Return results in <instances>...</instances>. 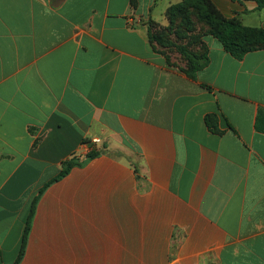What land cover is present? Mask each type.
I'll use <instances>...</instances> for the list:
<instances>
[{"label":"crops","instance_id":"obj_1","mask_svg":"<svg viewBox=\"0 0 264 264\" xmlns=\"http://www.w3.org/2000/svg\"><path fill=\"white\" fill-rule=\"evenodd\" d=\"M211 1L264 29L255 1ZM181 2L0 0V264L42 190L20 264H264V48L207 34L189 78L150 40Z\"/></svg>","mask_w":264,"mask_h":264},{"label":"trees","instance_id":"obj_2","mask_svg":"<svg viewBox=\"0 0 264 264\" xmlns=\"http://www.w3.org/2000/svg\"><path fill=\"white\" fill-rule=\"evenodd\" d=\"M245 1V0H233ZM258 5V9H264V0H252ZM197 15L199 24L192 22V15ZM169 19V27L166 29H158L150 32V40L162 47H171L175 49L187 62L188 69L185 70L186 75L191 79H196L197 74L207 67L210 58L207 52L199 53L194 48L201 43L202 37L210 34L218 39L224 50L234 58L241 60L250 52L264 48V29L244 26L238 19H226L211 0H183L179 4L172 5L167 12ZM182 17L183 23L176 25V20ZM153 30L156 27L152 28ZM176 30V34H186L181 43L173 41L168 37H164L166 32ZM180 37V36H179ZM216 117L209 116L207 123L212 126V122ZM256 128L264 132V110H261L257 117ZM98 152H91L87 160L95 158ZM84 161L71 158L62 164L61 173L47 186L67 176L75 167L83 166ZM46 186V187H47ZM45 187V188H46ZM43 190L40 192L33 202L29 218L23 234L21 249L15 264H20L23 260L29 235L32 228V222L35 216V208Z\"/></svg>","mask_w":264,"mask_h":264},{"label":"rangeland","instance_id":"obj_3","mask_svg":"<svg viewBox=\"0 0 264 264\" xmlns=\"http://www.w3.org/2000/svg\"><path fill=\"white\" fill-rule=\"evenodd\" d=\"M192 22H194V24H196V25H198L199 24V21H198V18H197V15H195V14H193L192 15ZM181 23H183V21H182V17L181 18H178L177 20H176V25H179V24H181ZM156 30H157V28L154 30L155 32H156ZM176 30H174V32H173V30H170L169 32H166V35L164 36V37H168V38H170L171 40H173V41H178V42H182V41H184L183 40V37L185 38V37H187V35L185 34H182L181 33V31H179L180 32V35H177L176 33ZM180 36V37H179Z\"/></svg>","mask_w":264,"mask_h":264},{"label":"built area","instance_id":"obj_4","mask_svg":"<svg viewBox=\"0 0 264 264\" xmlns=\"http://www.w3.org/2000/svg\"><path fill=\"white\" fill-rule=\"evenodd\" d=\"M93 143L94 144H98V143H100V140L99 139H95V140H93Z\"/></svg>","mask_w":264,"mask_h":264}]
</instances>
